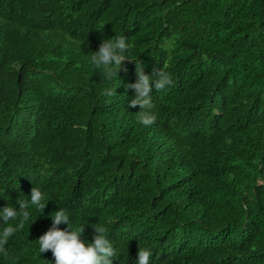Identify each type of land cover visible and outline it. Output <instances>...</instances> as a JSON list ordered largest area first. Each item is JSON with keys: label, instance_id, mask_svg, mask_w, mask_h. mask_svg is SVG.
I'll return each mask as SVG.
<instances>
[{"label": "trees", "instance_id": "1", "mask_svg": "<svg viewBox=\"0 0 264 264\" xmlns=\"http://www.w3.org/2000/svg\"><path fill=\"white\" fill-rule=\"evenodd\" d=\"M117 36L172 78L150 126L136 61L108 79L91 59ZM35 185L45 209L0 264H55L38 239L59 208L86 244L106 229L113 264L139 247L149 264H264V0H0V211Z\"/></svg>", "mask_w": 264, "mask_h": 264}, {"label": "clouds", "instance_id": "2", "mask_svg": "<svg viewBox=\"0 0 264 264\" xmlns=\"http://www.w3.org/2000/svg\"><path fill=\"white\" fill-rule=\"evenodd\" d=\"M130 47L123 36L104 39L98 51L92 53L91 59L97 68L103 66L104 75L108 79L117 76L121 68L127 71L126 62L136 61L138 78L134 83L126 85L127 88L134 90L135 93L134 98L130 101V106L133 108L139 106L141 110L137 116L138 122L144 126H150L156 119L151 114L153 103L150 94L153 89L157 91L164 90L166 87L171 86L173 81L170 74L163 68L156 67L151 74L146 73L144 66L132 58L130 54H125L130 53ZM113 94L112 90L106 92L108 96ZM43 199L44 193L35 185L31 189L30 200H17L19 212L16 207L11 205L4 207L0 211V217L8 225L0 232V253L5 257L8 256L5 245L8 243L9 238L18 229H23L25 222L30 218V205L38 206L44 211L46 205L41 203ZM18 216L20 219L17 226L8 224V221L17 219ZM51 216L53 219L52 226L38 239L40 254L50 250L55 258V264H113L112 258L116 256V252L106 238V229L103 226H93L95 229L94 242L86 244L81 239L84 227L73 228L64 209L59 208ZM62 222L68 224L67 229L59 227ZM150 256V250L139 247L136 264H149Z\"/></svg>", "mask_w": 264, "mask_h": 264}]
</instances>
